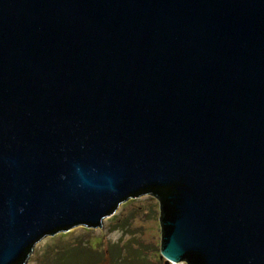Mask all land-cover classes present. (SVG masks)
Segmentation results:
<instances>
[{
  "label": "water",
  "instance_id": "95a60500",
  "mask_svg": "<svg viewBox=\"0 0 264 264\" xmlns=\"http://www.w3.org/2000/svg\"><path fill=\"white\" fill-rule=\"evenodd\" d=\"M145 195L164 264H264V0H0V264Z\"/></svg>",
  "mask_w": 264,
  "mask_h": 264
},
{
  "label": "rangeland",
  "instance_id": "374dc122",
  "mask_svg": "<svg viewBox=\"0 0 264 264\" xmlns=\"http://www.w3.org/2000/svg\"><path fill=\"white\" fill-rule=\"evenodd\" d=\"M159 208L157 200L145 195L122 202L114 214L105 217V226H75L68 231L59 232L40 240V246L32 248L25 264H39L42 254L51 249L58 264H88L90 258L84 253L70 251L72 242H81L86 247L97 251L95 264H109L110 257L102 260L99 256L106 243L124 245L127 242L138 244L147 249L152 263L164 260L159 254L160 230L158 224ZM54 248V249H53ZM124 260L119 264H128L129 256L124 253ZM123 258V257H122ZM126 258V259H125ZM107 260V261H106ZM53 263V262H52ZM174 264H185L184 262Z\"/></svg>",
  "mask_w": 264,
  "mask_h": 264
},
{
  "label": "trees",
  "instance_id": "16d2710c",
  "mask_svg": "<svg viewBox=\"0 0 264 264\" xmlns=\"http://www.w3.org/2000/svg\"><path fill=\"white\" fill-rule=\"evenodd\" d=\"M147 194V193H146ZM70 251L73 252H80L84 253L85 257L90 258V262L88 264H95V255L97 251L93 250L91 247H86L81 242H72L70 244ZM54 249V248H53ZM53 251L51 249H47L41 256L40 263L39 264H58V258L57 261L54 257L56 253H52ZM147 249L142 248L138 244H134L132 242H127L124 245L119 244H109L106 243L105 249L101 250L99 253L102 258V260L107 259L106 257H110L109 259L112 260L109 264H119L124 260V256H122V253H124L127 256H129L128 264H154L150 261ZM123 257V258H122ZM126 259V258H125ZM107 261V260H106ZM53 262V263H52ZM155 264H162L161 261L156 262ZM164 264V263H163Z\"/></svg>",
  "mask_w": 264,
  "mask_h": 264
}]
</instances>
